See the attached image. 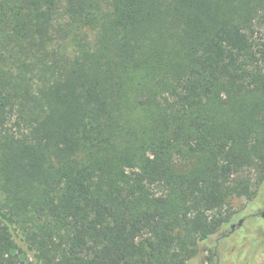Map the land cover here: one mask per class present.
I'll return each mask as SVG.
<instances>
[{
  "label": "trees",
  "instance_id": "1",
  "mask_svg": "<svg viewBox=\"0 0 264 264\" xmlns=\"http://www.w3.org/2000/svg\"><path fill=\"white\" fill-rule=\"evenodd\" d=\"M263 183L264 0H0V264H187Z\"/></svg>",
  "mask_w": 264,
  "mask_h": 264
},
{
  "label": "rangeland",
  "instance_id": "2",
  "mask_svg": "<svg viewBox=\"0 0 264 264\" xmlns=\"http://www.w3.org/2000/svg\"><path fill=\"white\" fill-rule=\"evenodd\" d=\"M255 188L261 196L256 205L246 208L251 203L246 197L233 202L236 210L244 209L243 225L238 227V221L234 219L208 241L202 242L198 255L187 264H212L213 250L217 253L215 264H264V183Z\"/></svg>",
  "mask_w": 264,
  "mask_h": 264
}]
</instances>
